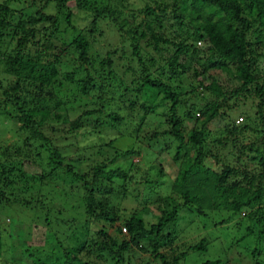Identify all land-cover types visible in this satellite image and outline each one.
<instances>
[{
  "label": "rangeland",
  "instance_id": "rangeland-1",
  "mask_svg": "<svg viewBox=\"0 0 264 264\" xmlns=\"http://www.w3.org/2000/svg\"><path fill=\"white\" fill-rule=\"evenodd\" d=\"M165 1L171 2L172 0ZM3 3H6L12 12L10 18L12 26L18 18H25L38 9L44 13L56 14L58 19L56 32L52 33L49 39L42 38L41 34L47 35L53 28L50 22L45 23L44 25L48 29L41 30L40 37L37 36V38H42L40 43L28 42L19 55L23 53L33 57L37 55V51L38 53L42 51V56L44 53L48 54V56L42 57L45 62L47 59H53L52 56L62 51L58 74V80L62 86H54L52 89L51 85L43 86L42 96L46 100L42 104L47 105L49 114L39 128L47 140L34 138V133L21 127L22 122L17 120V117L20 116V107L24 109L26 103L37 102V99L34 100L32 97V92L37 89V82L30 85V81L20 75L22 76L20 92L24 94L21 97L23 106L21 102L17 105L14 102L4 105L3 99L6 96L2 94V91L18 75L10 69L6 72L0 71V160H12L14 164L23 162L26 172L36 174L46 164L47 151L57 149L65 156L67 162L74 166L75 170L81 168L80 170L86 171L89 181L94 179L92 169L96 165L103 163L105 170L121 167L127 174L124 180L113 176V182H109L104 176H100L99 179L91 182V186L96 188L99 184H104L116 188L115 193L106 196L108 207L118 208L120 220L135 211L147 224L157 219L158 212L142 209L144 204L151 203L155 196H164L169 191H167V185L161 183V177L157 175L158 162L162 165L163 173L170 179L179 169L189 165L195 166L193 162L196 158L203 166L218 168L220 163H224L229 167H234L237 172L228 178V184L235 180L242 182L244 172L254 175L261 172L262 167L258 161L260 156L254 152V149H258L259 153L264 154V144H261L264 136V124L260 122L256 113L257 97L244 96L243 100H236V104L227 110L223 118L216 117L205 123L200 145H193L185 152L191 147L188 142L183 155L174 160L177 142L173 136L163 134V131L169 126L165 114L167 100H162L160 94L158 98L161 101L156 98V101L153 102V110L144 112L139 107L141 99L127 94V91L132 92L131 89L135 86V82L129 80L138 76L139 67L137 66L134 72L123 73L125 65L135 66L137 61L129 54L130 40L124 34L119 21L123 18L134 23L141 19L151 21L152 16H147L144 7L149 6L156 9V5L162 4V0H89L83 8L76 7V0H65L62 7L57 5L56 0H0V4ZM108 6L117 12V18L106 15L105 12L104 17L98 19L96 30L89 33L88 21L91 11L95 7L106 8ZM69 12L71 16L68 23L65 17ZM152 25L155 26V24ZM79 29H83L87 35L90 42V56L94 57L95 66L101 58L106 56L108 50L116 48V53L109 56L113 60L110 68L114 70L116 77L122 79L123 86L119 84L115 76H111L109 82L105 80L100 82L104 86L103 92L90 88L87 93H82L74 83H69L64 79L65 72L78 67V61L75 60L76 54L72 48L64 52L63 43L67 44ZM156 29L166 37H171L175 27L173 22L168 20L161 28ZM15 37L9 36L2 39L0 51L5 56L15 54ZM148 38L146 35L139 40V51L146 66L149 56H153L156 60L158 58L157 64L159 65L160 57L164 59L175 50V47L170 44H161V55L155 53L152 42H147ZM187 41L194 42L201 50H205L208 46L205 40L194 41L189 38ZM121 47L127 49L123 56H119ZM21 61L23 62V59ZM157 64L155 65L157 66ZM150 68L153 74H157L154 66ZM176 73L175 79L167 80L168 73L161 77L164 81H168L175 92H179V102L175 114L179 119L184 120L185 129H202V121H196L195 117L199 115L205 103L210 100L209 91L205 92L202 89V86L194 79L193 73L181 72L180 69L176 70ZM96 74L92 73L94 77ZM230 82L235 85L234 79H231ZM124 92H126L125 95ZM200 92H205V95H200ZM102 100L103 102L109 100L107 105L104 104L103 110L81 118L82 124L86 126L81 130L83 132L88 130L91 122L98 121L96 131L92 134H85V137L80 140L90 144H74L73 135L75 133L70 129L71 121L85 110H96ZM132 101L135 102L134 106L129 107L128 105ZM189 110L191 117L186 115ZM112 111L117 112L122 118L115 124L119 133L117 134L114 130L111 132L112 136L110 135V137H114L113 143L106 144L109 136V134L106 135V131L112 124L107 114ZM55 114L59 117H56ZM38 118L39 116H36L37 120ZM139 122V129L133 130ZM232 124L239 130L237 134H229L228 128H231ZM244 124L247 125V128L243 130L241 127ZM27 138L31 140L27 141ZM241 143L250 144L242 149L243 144ZM129 147L134 150L132 154L120 155V151ZM199 148L202 155L198 158L196 155ZM6 149L9 153L2 155L1 152ZM209 152L212 155L215 154L219 164H214V159ZM130 162H133V165H130ZM80 183L74 181L71 190L68 185H64L63 191L59 183H51L50 189L49 186L48 188L34 186L29 190H24L19 186L20 189H14L13 193L7 195L9 196L8 201L2 200L0 203V237L8 238L0 239L1 247L5 246V249L10 251L20 248L26 252V248L31 251L32 248L35 250L37 247L38 255L42 256L43 253H48L49 243L46 245L45 242L50 240L52 243L57 237L60 242L65 243V238L72 231L75 223L87 218L84 207L79 201L84 196ZM106 193L107 191L104 192V195ZM101 194L94 192L95 196ZM24 199L30 203L20 202ZM256 209H258L256 215H253L252 218L248 216L249 212ZM262 209H264V191L259 203H253L230 217L225 209H205L203 213H199L195 210L189 211L185 207L180 208L178 210V226L182 227V230L176 235L177 238L172 245L173 251L165 249V254L168 256L167 261L170 263L171 257L177 256L179 264H205L206 260L217 261L218 264H264V212ZM117 226L121 227V233L117 232ZM100 227L101 224H98L92 227L93 229H89L91 238L100 239L96 233ZM2 228L5 229L2 230ZM248 228L251 230L249 233ZM123 229L122 221H117L108 225L106 232L119 240H127V231ZM4 231L6 234L4 233L5 236H2L4 234L1 232ZM48 232L52 233L53 238L49 237V240L45 241ZM201 239L204 240V250H188L189 245L196 244ZM43 241L45 242L43 243ZM7 252L0 250V260L6 259ZM182 252H185L184 256L180 254ZM148 258H151L148 252L136 250L130 253L127 264H139ZM151 263L161 264L160 260Z\"/></svg>",
  "mask_w": 264,
  "mask_h": 264
},
{
  "label": "trees",
  "instance_id": "trees-1",
  "mask_svg": "<svg viewBox=\"0 0 264 264\" xmlns=\"http://www.w3.org/2000/svg\"><path fill=\"white\" fill-rule=\"evenodd\" d=\"M56 1L57 5L64 6L65 0ZM88 1L76 0V7L83 8ZM144 10L147 16H152L151 21L141 19L134 23L126 18L119 21L124 34L130 40L129 54L137 61L135 66L125 65L123 73L134 72L137 66L139 67L138 76L129 80L135 82V86L131 89L133 93L127 91V94L141 99L139 107L144 112L153 110V102L156 101V98L159 99L160 94L162 100H167L169 105L166 106L165 114L169 126L163 131V134L173 136L177 142L174 160L183 155L188 142L191 147L185 152L193 145H200L205 123L216 117L223 118L227 110L236 104V100H243L244 96L257 97L256 113L260 122L264 124V0H172L171 2L162 0V4L156 5V9L145 6ZM91 12L88 21L89 33L96 30L97 21L100 17H104L105 12L106 15L117 18V12L110 6L95 7ZM11 15L9 6L6 3L0 4V46L5 37L14 38L15 35H18L15 37L14 55L5 56L0 51V71L6 72L10 69L18 75L13 82L8 84L7 88L3 89L2 94L6 96L3 99V104L22 103L21 97L24 95L20 92L22 76L30 81V85L37 82V89L32 92V97L34 100L37 99V102L26 103L24 109L20 107V116L17 117V120L22 122V128L34 133V138L47 140L39 128L49 114L47 105L42 104L46 100L42 96L43 86L51 85V89L54 86H62L58 80L62 51L52 56L53 59H47L45 62L42 57L48 56V54L44 53L42 56V51L41 53L37 51V55L33 57L30 54H19L28 42L38 44L44 37L49 39L52 33L57 30L58 19L56 14L44 13L38 9L25 18H18L12 26ZM70 16L69 12L65 17L68 23ZM168 20H171L175 27L171 37H166L156 29L161 28ZM47 22L53 25L51 32L47 35L44 33L40 35L41 30L48 29L44 25ZM39 25L40 28H38ZM83 31V29H79L67 44L63 43L64 52L72 48L76 54L75 60L78 61V67L65 72L64 79L69 83H74L82 93H87L90 88L103 92L104 86L100 82H104V80L109 82L110 77L115 76L114 70L110 68L113 60L109 56L116 53V48L108 50L106 56L101 58L95 66V59L90 56L89 52L90 42ZM7 34L9 36H6ZM39 35L42 38H37ZM146 35L149 37L147 42H152L155 53L161 55V44H170L175 47L168 57L159 58V65L157 64L158 58L156 60L153 56L148 57L147 66L144 63L139 51V40ZM189 38L194 41L205 40L208 46L205 50H201L194 42L187 41ZM176 39L179 40L176 41ZM119 52V56H123L127 49L121 47ZM152 66L157 74H153L151 71L150 67ZM178 69L181 72L193 73L194 79L202 86V89L205 92L209 91L210 100L205 103L199 115L195 117L196 121H202V129H185L184 120L179 119L175 114L179 102V92H175L168 81H164L161 77L168 73L167 80L175 79ZM92 73H97V78ZM115 78L120 85H124L121 78L116 76ZM231 79L235 80V85L230 82ZM205 92H200V95H205ZM123 94L125 95L126 92ZM33 99L31 98V100ZM52 100L55 99L52 98ZM108 101L103 102L102 100L96 110H85L71 121L70 129L75 133L73 135L74 144H90L80 140L85 137V134H92L96 131L98 121L91 122L88 130L83 132L81 130L86 126L82 124L81 118L92 113H99L103 110L104 104H108ZM134 103L132 101L128 106L132 107ZM186 115L191 117V111L189 110ZM36 116H39L38 120ZM55 116L59 117L57 114ZM107 117L112 124L106 131V135L109 134V136L105 143L112 144L114 137H110L111 132L114 130L117 134L119 133L115 124L122 117L115 111L107 114ZM231 126L228 128L229 134H237L239 130L233 124ZM139 127L140 122L133 130L137 131ZM241 128L244 130L247 125L244 124ZM262 139L261 144H264V136ZM30 140L27 138V141ZM247 144L250 143L243 144L241 148L244 149ZM241 148L239 147L240 151ZM133 152L134 150L129 147L120 151V155H130ZM254 152L260 156L258 161L262 167L261 172L255 175L244 172L242 182L235 180L229 184L227 183L228 178L234 175L237 170L224 163H220L221 166L219 165L218 168L208 167L203 166L196 158L193 162L195 166L189 165L179 169L170 179L163 173L162 165L158 162L157 175L161 177L160 182L167 185V191H169L164 196H155L151 203L144 204L142 209L158 212L157 219L148 224L135 211L120 220L118 208H109L106 197L107 194L115 193L116 188L104 184H99L96 188L91 186V182L96 181L100 176H104L109 182H113V176L124 180L127 174L121 167L105 170L103 163L96 165L92 169L94 179L89 181L87 172L80 170L81 168L75 170L74 166L68 163L65 156L57 149L47 151L46 164L36 174L26 172L23 162L14 164L12 160H0V203L2 200L8 201L9 196L7 195L13 193L14 189L29 190L34 186L46 188L49 186L50 189L51 183H59L61 190L64 185H68L71 190L74 181H79L84 194L79 201H81L87 216L83 221L75 223L72 231L65 238V243L60 242L57 237L51 243L49 237L53 238V235L50 232L46 233L45 241H49H43V243L45 242L46 245L49 243L48 253H43L42 256L38 255L37 247L35 250L32 248L31 251L26 248L27 252L20 248L10 251L6 250L5 246L1 247L0 241V250L8 251L6 259L0 260V264H127L130 253L136 250L148 252L151 257L139 264H152L151 262L155 260H160L161 264H179L177 256H172L170 263L167 261L168 256L165 254V249L173 251L172 245L175 243L176 235L182 230V227L178 226V210L180 208L185 207L189 211L195 210L199 213H203L205 209H225L230 217L239 213L243 208L260 202L264 191V154L259 153L258 149H254ZM7 153H9L7 149L1 152L2 155ZM201 155L202 151L199 148L196 156L199 158ZM210 156L214 159V164H219L215 154H210ZM130 165H133V162H130ZM105 191H107L106 195H104ZM94 192L102 193V196H95ZM20 202L30 203L25 199ZM257 210L249 212L248 216L252 218L253 215H256ZM262 210L264 212V209ZM117 221H122L128 234L127 240H119L106 232V227ZM256 221L259 222L257 219ZM98 224H101V227L96 230V233L100 239L95 240L90 237L89 229H93L92 227ZM116 230L121 233V227L117 226ZM249 232L251 230L248 228ZM1 233L6 234V231ZM1 238L8 239L7 237ZM203 241L201 239L198 243L189 245L188 250H204ZM180 254L184 256L185 252ZM204 263L218 264L217 261L208 260Z\"/></svg>",
  "mask_w": 264,
  "mask_h": 264
},
{
  "label": "clouds",
  "instance_id": "clouds-1",
  "mask_svg": "<svg viewBox=\"0 0 264 264\" xmlns=\"http://www.w3.org/2000/svg\"><path fill=\"white\" fill-rule=\"evenodd\" d=\"M124 230H125V228H124Z\"/></svg>",
  "mask_w": 264,
  "mask_h": 264
},
{
  "label": "built area",
  "instance_id": "built-area-1",
  "mask_svg": "<svg viewBox=\"0 0 264 264\" xmlns=\"http://www.w3.org/2000/svg\"><path fill=\"white\" fill-rule=\"evenodd\" d=\"M124 230V229H123Z\"/></svg>",
  "mask_w": 264,
  "mask_h": 264
}]
</instances>
